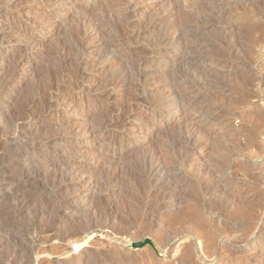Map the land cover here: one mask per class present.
Returning <instances> with one entry per match:
<instances>
[{
	"label": "rangeland",
	"instance_id": "1",
	"mask_svg": "<svg viewBox=\"0 0 264 264\" xmlns=\"http://www.w3.org/2000/svg\"><path fill=\"white\" fill-rule=\"evenodd\" d=\"M65 1L18 0L7 11L12 16V24L20 25L21 28L26 26L36 37V45L34 42V47L29 49L30 54H36L35 64L25 67L22 83L16 78H12L10 82L12 87L17 88L19 96L27 97L35 88L45 84L47 69L57 63V48L63 41L70 39V34L76 28L83 26L84 18H106L104 12L109 5L115 14L114 21L111 19L110 23L122 21L116 17L120 9L125 8L122 0L109 3L106 0H82L78 8L72 11L63 3ZM57 2L61 5L57 6ZM132 2L133 10L127 14L129 19L126 18L127 15L124 17L125 21L128 19V22H132V27L125 26L119 37L114 38V43H118L113 47L114 53L117 51L116 54H122L123 57L116 61L88 64L85 67L88 75L85 84H94L95 88L99 87V91L107 88L111 96L106 97L109 93L102 92L100 101L93 102V95L81 93L79 89H70L73 103L66 110L64 107L58 111L62 115H53L51 118L53 123L63 122L72 128H83L85 125L90 126V123L91 126H97L128 100L132 102L134 91L138 89L142 92L138 96L141 102L130 113V121H126V126L130 124L133 127L129 130L133 134L126 135L127 140H121V123L115 127L117 141L112 149L99 150L95 145L94 135L81 133L84 128L70 137V140L85 149L77 153L78 155L75 154L74 158L84 164L85 174L95 180L98 190L100 188L102 191L110 186L115 172L123 180L122 190L119 189L114 195L97 202L96 211L88 208L84 210L85 206L82 207L78 219L72 222L71 230L79 231L86 228V225L94 228V221L95 228L97 223L102 224L106 219L105 209L109 207L108 204L115 208L111 214L116 216V222L101 229L102 231L94 232L86 243L80 245L88 250V257L85 259H75L73 256L74 259L71 260L72 256L67 252L69 248H74L69 241L79 235H74L75 231L72 230L69 233L71 236L65 242L67 246H63V242L59 240L50 241L45 247L48 255H33L30 260L35 259L38 264H54L56 260H59V264H122L121 259L125 258L124 263L129 264L126 258L132 255L141 264H146L140 254L147 244L134 249L131 243L144 238L156 242L150 231L133 235L142 226L140 218L143 208L139 204L152 185L147 176V166L160 149L168 152L169 156L174 154L175 172L185 177L188 182L182 187L186 206L176 209L183 212L180 227L190 230L198 223L206 234H215L221 262L212 261L211 257L203 256L201 251L196 253V262L264 264V0ZM3 7L0 4V10H5ZM56 11L57 19L50 23L44 22V16L54 15ZM108 19L110 18L107 17L106 21ZM1 22L0 19V24ZM181 26L184 27L182 34L185 41L179 43L177 36L173 34ZM163 32H167L169 38L159 42L157 38ZM231 43L230 48H226ZM9 48L17 51L24 48V45L17 44L15 40L0 41L2 51L7 52ZM139 60L144 61L146 71L139 81L132 79L121 88L109 85L119 63L125 66ZM190 75L193 81L184 79V84L178 82L179 78ZM210 80L216 81L214 86L207 83ZM174 85L178 87L177 97L170 95ZM50 117L51 115L47 116ZM25 119L26 123L35 126L34 131L39 127V122H34L29 116ZM116 128H121V132ZM182 129L184 131L180 133ZM176 135H179L181 148L173 152L171 139ZM113 149H116V154L112 152ZM48 152L52 154L53 149L48 148ZM182 153L186 154L183 160L180 159ZM218 167H223L224 170L220 176H223L222 184L227 189L228 199L234 201L230 211L233 214H238L241 210L246 214L254 213L257 221L253 225V231L258 236L236 238L237 232L234 233L228 228L230 225L227 221L212 217L207 203L195 198V187ZM62 193L65 194V190ZM53 195L52 197L57 198ZM260 198L262 206L253 210ZM15 204L14 199L4 200L2 203L0 229L8 226L9 230H0L2 235L5 234L0 243V264H5L16 248L17 252L25 255L31 249L38 225L44 228L48 223L43 217L31 216L32 208L35 205L40 207V203L32 204L28 211L24 210L15 219H9L7 212L13 210ZM99 219L102 223H99ZM247 224L248 222L243 221L238 227L239 231ZM106 248L110 250L107 254L109 256L98 252ZM152 256L158 261L164 258L160 251L154 252ZM19 257L17 255L16 258ZM82 260L87 261L83 263Z\"/></svg>",
	"mask_w": 264,
	"mask_h": 264
},
{
	"label": "bare ground",
	"instance_id": "2",
	"mask_svg": "<svg viewBox=\"0 0 264 264\" xmlns=\"http://www.w3.org/2000/svg\"><path fill=\"white\" fill-rule=\"evenodd\" d=\"M16 1L18 2V0H0V4H3V8L5 9L0 10V19L2 20L0 24V41L4 39L15 40L17 44L22 43L24 45V48L17 51L9 48L7 52H4L0 49V105L2 106L0 108V213L3 201L8 199L16 201L13 210L8 211V214L6 213L9 219H15L24 210L28 211L29 207L34 203L41 204L40 207L35 205L36 207L32 208L30 211L31 216L43 217V220L48 221V223L46 222L47 224L44 228L38 225L31 243V249L28 252L26 251L25 255L17 252L16 248L13 256L9 260L7 259L5 263L38 264L35 263V259L30 260V258L43 253L48 255L45 247H47L46 245L50 241L59 240L63 242V246L66 245L65 242H67L66 240L70 235V231H75L74 229L71 230L72 222L78 219V213L82 207L85 206L84 210L88 208V210L96 211L97 202H101L115 191L121 189V182L123 180L121 181L118 173L115 172L110 186L107 188L103 187L105 189L102 191L100 188L98 190L95 180H91V177L85 174L84 164L74 158L75 154L81 153V150L84 148L70 140V137L74 133L81 132L84 128L81 133L94 135L96 138L95 145L99 150L112 149L117 141L116 125L119 126L120 123L122 125V127L120 126L123 129L120 136L121 140L126 139V135L133 134L132 131H129L133 127L130 124L126 126V121H130V113L141 102L138 96L142 92L138 89L134 91L133 100L130 99L132 102H128V100L115 113L108 114V117L106 116L103 121L101 120L102 122L97 126H91L92 123H90V126L85 125L83 128H72L67 126L69 124L65 125L63 122L53 123L51 121L53 115H62L58 111L64 107L66 110L73 103V96L69 93L70 89H79L81 93L93 95V102L100 99L99 97L102 92L109 93L107 88L99 91L98 86L95 88L94 84H85V79L88 76L85 67L88 64L116 61L123 57L122 54H116L117 51L114 53L113 47L118 44L114 43V38L119 37V33L122 29L124 30L125 26L127 28L132 27V22L127 21L129 19L127 14L133 10V7H131L133 2L132 0L121 1L125 8L120 9L121 11L118 12L116 17L121 18L120 20L124 21V24L122 21L115 22V24L110 23L111 19L114 21L115 14L109 5L106 6V12H104L110 18L108 21H106L107 17L103 19L84 18L83 26L76 28L70 34V39L63 41L57 48V63L52 64L53 66L47 69L45 84L42 83L43 85L41 84L42 86L35 88V91L31 95L24 97L17 94V88L12 87L10 82L12 78H16L22 83L23 80L21 78L25 73V67L35 64L36 60L34 61V59L36 54H30L29 49L34 47L33 44L36 37L27 30L26 26L21 28L20 25L12 24V16L7 11H9L8 9H10L11 4ZM113 1L115 0H106V3ZM81 2L82 0H66L63 3L68 5L70 11H72L76 10ZM57 3H59L57 6L61 5L60 2ZM63 3L62 5H64ZM57 11L54 15L44 16V22L50 23L52 20L57 19ZM124 17L128 19L125 21ZM183 30V26L176 28L173 34V36H177L179 43L185 41V36L182 34ZM168 38L169 34L163 32L157 39L160 42ZM227 45L226 48H230L232 43ZM189 61L188 63H190ZM143 63L144 61L141 60L125 66L123 63V65L119 63L115 75L113 74L114 76L109 80V85L113 88H121L128 81L131 82L132 79L139 81L146 74ZM184 79L193 81L190 75L189 77L183 76L179 78L178 82L184 84L186 82ZM207 83L214 86L216 81L210 80ZM109 90L111 89L109 88ZM110 94H106V97H109ZM178 94V87L172 86L170 95L177 97ZM48 115H51V117L47 118ZM28 116L34 122H39V127L35 131V126L25 121V118ZM118 126L117 128H119ZM121 128L117 130L121 132ZM183 131L184 129L180 133ZM178 136L176 135L171 139V146L174 149L171 151L173 152H175V149L181 148ZM188 139H190L189 136ZM50 147L53 149L52 154L48 152V148ZM93 151L90 152L94 154ZM112 152L114 154L117 153L116 149H113ZM169 155L168 152L160 151L159 149L154 155V160L147 166V176L152 185L146 195L142 197L141 204L138 202L139 206L141 205L143 208L140 218L142 226L136 230L133 236L143 231H150L156 242H154L155 248L150 245L145 246L142 249V256L140 254V258L146 264H198L195 257L196 253L201 251L203 256L211 257L212 261L221 262L215 234H206L201 230V224L198 223L190 230H184L180 227L183 218L181 214L183 212L176 209L186 206L182 187L186 184L187 180L175 172L176 168L174 165L176 164L173 160L175 156L174 154ZM185 156L186 154L182 153L180 159L183 160ZM206 166L209 168L208 164ZM223 171V167L212 170L209 176L204 178L199 186L195 187V198L207 203L213 215L212 217L227 221L228 225H230L228 228L234 233L237 232L236 238L247 239L258 236V233L253 231V225L257 221L254 213L246 214L241 210L238 214H233L230 211L231 204L234 201L228 199L227 189L222 184L223 176L220 175ZM40 175H42L41 178ZM27 183L30 185H26ZM64 190L65 194L62 193ZM52 194L56 195L57 198L52 197ZM261 200L262 198L255 203L253 210L262 206ZM108 206L105 209L106 219L103 218V220L105 219L103 223L100 220L101 218L99 219V223L102 224L99 225L97 223L99 225L98 228L97 225L95 228L96 221H94V228H91V226L87 227L86 225V228L79 229L77 227L76 229H79V231L73 232L74 235H79L69 241V244L74 245L73 249L69 248L67 251L72 256L71 260L74 259L73 256H75V259L80 257L85 259L88 250L81 248L80 245L86 243L87 239L94 235V232L98 230L102 231L101 229L116 222V216L114 217V213L111 214L115 208L113 209L112 205L109 204ZM243 221L248 222V224L239 231L238 227L242 225ZM7 227L3 226V229L8 231ZM2 233L0 231V243L3 241L2 236L5 238V234L2 235ZM78 240L83 242L78 243ZM109 251L106 248L98 252L109 256L107 255ZM158 251L164 255V258L159 259V261L154 260L152 256L154 252ZM17 255H20V257L16 258ZM124 259H121L123 260L122 264L125 262ZM87 260H82V262L84 263ZM126 260L129 264H137L139 262L132 255L127 256ZM59 263V260L54 262V264ZM90 264H94V262Z\"/></svg>",
	"mask_w": 264,
	"mask_h": 264
},
{
	"label": "water",
	"instance_id": "3",
	"mask_svg": "<svg viewBox=\"0 0 264 264\" xmlns=\"http://www.w3.org/2000/svg\"><path fill=\"white\" fill-rule=\"evenodd\" d=\"M146 244L150 245L153 248H155L154 242L151 239H149V238H144L142 240L134 241V242L131 243V247L135 249V248L143 247Z\"/></svg>",
	"mask_w": 264,
	"mask_h": 264
}]
</instances>
